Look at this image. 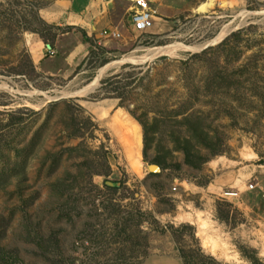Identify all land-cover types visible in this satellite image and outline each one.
Instances as JSON below:
<instances>
[{"label":"rangeland","instance_id":"374dc122","mask_svg":"<svg viewBox=\"0 0 264 264\" xmlns=\"http://www.w3.org/2000/svg\"><path fill=\"white\" fill-rule=\"evenodd\" d=\"M56 1L0 0V264H153L173 255L184 264L180 249L196 263L264 264V0H148L159 17L150 31L131 30L124 47L82 39L89 53L77 66L46 52L69 37L75 44L76 27L43 20L59 28L36 57L39 34L3 26L5 16L23 22L31 4L39 14ZM124 113L141 128L137 171L115 123ZM228 190L240 201L223 198ZM204 236L234 258L212 255Z\"/></svg>","mask_w":264,"mask_h":264},{"label":"crops","instance_id":"0c3cea01","mask_svg":"<svg viewBox=\"0 0 264 264\" xmlns=\"http://www.w3.org/2000/svg\"><path fill=\"white\" fill-rule=\"evenodd\" d=\"M214 2L217 3V0H214ZM132 8L133 0H59L50 6V8L40 10L39 14L48 24L55 23L67 27H76L75 44L69 37L65 39L66 42H62L63 44L61 43L59 45L55 44L53 48L57 53L63 52L62 62L68 65L76 62L77 66L89 53V47L82 41L83 38L80 37L78 29L84 30L89 37L94 39L104 29H116L121 33V38L118 40L122 42L119 46L124 47L125 44L129 43L130 31L133 30L129 21L131 20L130 10ZM157 18L159 17L157 16ZM60 35L63 37L73 36L69 32H63ZM39 41L41 44L37 46L38 49H35L36 51L34 53L36 57L40 54L38 51L40 48H42V51L46 48L40 37ZM107 41H114V39ZM114 44L116 43L111 42V45ZM153 264H183V262L177 255H173V257L169 258H157Z\"/></svg>","mask_w":264,"mask_h":264},{"label":"bare ground","instance_id":"6f19581e","mask_svg":"<svg viewBox=\"0 0 264 264\" xmlns=\"http://www.w3.org/2000/svg\"><path fill=\"white\" fill-rule=\"evenodd\" d=\"M209 5H212V2L209 1L208 6ZM201 6H203V5H201ZM207 7H201V9L205 11V9ZM228 28H229V26H228ZM228 28L221 31L218 34V36L215 39H213L211 42H217V41L221 40V38L224 37L226 35V33L228 32V30H229ZM203 47H204L203 44H201V45L197 44V45H192V46H183V45L159 46V47H154V48L147 50L146 54H144L143 56H146V57H149L150 59H153V58L160 56V55H173L179 50L198 51V50L202 49ZM134 59L135 58L132 56L131 57H124L122 60H119L118 62L108 64L105 67L100 69L99 76L107 68L112 67L116 63H120V62H124V61H131ZM99 76L95 79V81H93L92 85L85 88V90H83L81 93L85 94L87 91H90L89 89H91L94 85H96L98 83ZM95 109H96V112L99 114L102 111V109H98L96 107H95ZM118 118L119 119L115 120V123L119 127V129H121L124 132L123 135H125V137H124L125 152H126V156L128 159L129 166L132 170L137 171L139 168L137 157L139 155V149L142 147L141 128L126 113L122 114L121 117L118 116ZM113 122H114V120H113ZM191 218H192V215L188 214V213L181 216V219H183V220H189ZM198 223H199V230L200 231L204 230V227L206 226V221L199 218ZM202 243H203V246L209 248L210 253L212 255H217L220 253V255L223 256L222 258H224L225 260L232 259L235 256L233 254L234 256L231 257L229 252H227V249H225L221 244H219V242L217 240L210 238L208 236H204Z\"/></svg>","mask_w":264,"mask_h":264},{"label":"trees","instance_id":"16d2710c","mask_svg":"<svg viewBox=\"0 0 264 264\" xmlns=\"http://www.w3.org/2000/svg\"><path fill=\"white\" fill-rule=\"evenodd\" d=\"M40 7H41L40 5L31 4L30 10H29V12L27 14V16L30 19H28V20L24 19L23 22H21L20 20H14L13 19V17H14L13 15H11V17H9V16L6 17L5 16L4 20L8 24L5 23V25H3V26L7 29V31L9 33H13V34H16L17 32H19L18 34H20L23 31H27V30H29V31H31L33 33H37V34L40 35L41 39L46 44L51 45L49 43L50 39L48 38V35L50 34L51 29H53V28L58 29L59 27H56L55 25H48L47 23H45L43 21V19L38 14V10L40 9ZM3 14H4L3 12H0V16L1 15L3 16ZM78 31L80 33H82L84 41L89 43L92 47L95 46L94 40L91 37H89L84 30L78 29ZM54 35L52 37H55ZM99 49L101 50V53L105 52L104 48L99 47ZM97 53L98 52L94 51V49H91V54L92 55H97ZM103 63H106V61H104ZM30 66H31V68H35L33 63H31ZM109 172L110 171L108 170L104 174L108 175ZM180 252H181V257L184 260V264H220L216 260H214L212 257H205V256H202L203 262L196 263L194 261H191L194 258V254L193 253H190V252H188L186 250H183V249H180Z\"/></svg>","mask_w":264,"mask_h":264},{"label":"built area","instance_id":"2783aa9c","mask_svg":"<svg viewBox=\"0 0 264 264\" xmlns=\"http://www.w3.org/2000/svg\"><path fill=\"white\" fill-rule=\"evenodd\" d=\"M157 18V11L153 9L148 0H133V8L130 10V23L134 31L139 33H147L154 25ZM121 38V33L116 29H104L100 32L99 36L95 38L97 44H105L106 40H118ZM49 56L56 54V51L51 47L46 50ZM258 187L256 184H250L247 190L251 191ZM259 188V187H258ZM264 198V190L259 188ZM223 198L228 201H240V192L236 190H228L222 194Z\"/></svg>","mask_w":264,"mask_h":264},{"label":"water","instance_id":"95a60500","mask_svg":"<svg viewBox=\"0 0 264 264\" xmlns=\"http://www.w3.org/2000/svg\"><path fill=\"white\" fill-rule=\"evenodd\" d=\"M152 167H153V170H154V171H158V170H159V167H158V166H154V165H153ZM109 184H111V183H109Z\"/></svg>","mask_w":264,"mask_h":264}]
</instances>
